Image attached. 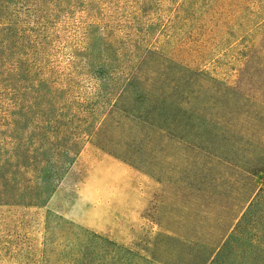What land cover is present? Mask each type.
<instances>
[{"label": "rangeland", "instance_id": "1", "mask_svg": "<svg viewBox=\"0 0 264 264\" xmlns=\"http://www.w3.org/2000/svg\"><path fill=\"white\" fill-rule=\"evenodd\" d=\"M126 1L0 0L1 23L35 19L40 5L54 10L58 22L33 55L32 76L8 71L13 57L21 55L0 33V185L10 172L26 177L41 167L29 168L18 148L28 150L32 141L46 138L64 145L73 134L84 138L93 121L84 113L98 95L82 70L72 74V49L86 44L78 42L76 29L99 14L97 9L127 6ZM162 3L150 1L149 8L160 12ZM153 45L166 57L147 55L120 103L141 89L148 93L146 104L160 99L191 110L185 123L208 147L186 145L113 112L88 138L46 204H0V264H196L195 257H204L224 229L208 264H264V173L257 174L258 187L245 201L253 181L242 169L246 160L258 165L264 146V0H180ZM81 54L77 67L88 58ZM40 77L51 84L77 78L55 96L49 84L37 83ZM58 108L63 112L57 117ZM215 150L237 164L220 163ZM105 156L118 159L129 174L122 177L107 164L87 185ZM109 182L112 195L104 190ZM99 185L103 192L96 194Z\"/></svg>", "mask_w": 264, "mask_h": 264}, {"label": "trees", "instance_id": "2", "mask_svg": "<svg viewBox=\"0 0 264 264\" xmlns=\"http://www.w3.org/2000/svg\"><path fill=\"white\" fill-rule=\"evenodd\" d=\"M40 1L38 0L39 3ZM150 1L152 3L160 1L164 3L165 1L166 5L162 3V11L154 13V8H149ZM179 1L127 0V6L116 7L117 10L114 7L97 9L96 11H100L99 14L93 15L91 19L79 22L78 25H82L76 29V33L79 34L77 40L82 43L86 42V44L84 46L80 44L73 47L70 65L74 67L72 74L82 70L81 74L90 78L89 83L91 84V81L92 83L94 82L93 87L96 88L95 93L98 96L96 100L95 96L92 97V100L89 102L92 107L89 108L87 113H84L89 117L86 121L93 120L92 125L86 134L84 132V138L81 139V135L76 136L73 134V137L70 138V141L66 145L46 138L41 143H36V141L31 142L30 140L29 142L32 145L29 146L28 150H26V147H22L20 150L18 148L17 151L24 155L27 164L30 166L29 168H32L31 166L36 164L41 165V167L33 175H27L26 177L21 175L20 172H10L7 179L3 183L1 182L0 185V204H46L68 173L88 138L92 136L106 119L112 117L115 111L123 114L127 119L148 124L159 133L167 132L176 136V139L178 137L186 145L192 144L195 147H208L210 143L202 141V137L196 135V137H192L194 135V128L189 126V123H185L190 122V118L194 115V113H190L191 110L188 111L190 114L187 115L188 112L182 111L179 106H173V104L170 106L164 101L160 102V99H156L154 104H146L148 93L141 89H137L132 93L129 92V96L127 94L123 98L125 103H120V100L124 97L123 95L128 93V89L130 90V86L136 80V73H138L146 56L151 54L161 58L166 57L163 51L155 49L153 42L155 36L160 33L165 18H170L174 5H177ZM35 10L37 12V15L34 17L35 19L31 18L29 21L24 22H0V33L3 32L2 34L7 40H12L13 47L21 55L19 59L13 57L12 62L9 63L11 66L7 69L10 72L13 71V74L25 70L27 76H32L35 72L33 55L44 44H47L52 36L50 30L58 25V22L53 18L54 10H45L42 5L36 7ZM124 10L127 12L126 15L120 13L121 11L124 12ZM111 11L114 13V18L110 15ZM118 12L119 14L117 15ZM81 52L80 57H86L87 55L88 58H83L86 61H81L83 63L82 67H77V63L75 65L76 55ZM175 66H182L193 71L180 62H176ZM11 77V75H8L6 81L8 82ZM76 78L72 77L67 81L62 79L60 82L51 84L48 83L49 80L45 77H40L37 83L40 85L49 84L48 89L56 96L57 93L65 90L66 83L69 82L70 84V82L76 81ZM34 82L36 83V79ZM174 88H178L177 85ZM240 93L245 96L242 91ZM164 94L160 92V96L158 97L161 98ZM248 98L251 99L252 97ZM252 101L254 104L259 105L256 97L252 98ZM62 112L63 110L58 108L55 115L58 117ZM259 113L260 111L255 115L256 120H259ZM75 129L76 127H74ZM225 135L231 138L233 136L229 131ZM196 138L200 141L195 140ZM213 141H211V144L215 145ZM260 148L262 152L258 155V165L251 167L246 160L242 166L244 175L250 179L252 178L253 181L247 200L245 201L249 200L258 187L257 174L264 173V146L260 145ZM215 151L217 152L216 157L218 161H222L220 163L226 164L232 162L237 164V159L218 150ZM109 153L115 155L112 151H109ZM28 172L26 174H30ZM224 234L225 229L221 233L220 239L212 244L204 257L198 253L199 255L195 257L196 264L209 263L216 249L219 247ZM222 248L212 259V262L218 259L217 257L222 252Z\"/></svg>", "mask_w": 264, "mask_h": 264}, {"label": "crops", "instance_id": "3", "mask_svg": "<svg viewBox=\"0 0 264 264\" xmlns=\"http://www.w3.org/2000/svg\"><path fill=\"white\" fill-rule=\"evenodd\" d=\"M107 164L113 165L115 168H119V170H120L119 174L122 177L125 176L126 174L127 175L129 174V170L126 169V167H124L125 165H123V163L120 162L118 159H116L114 157H110V156H107V157L105 156V157L99 159L96 162V164L94 165L93 169L91 170V174L89 176V180H88V182L86 184L88 185V184H91L93 182L95 183V181H97V179H96L97 175L99 174V172H101V169H103ZM108 173H110V172H108ZM128 178L129 177H125V179H128ZM109 179H110V177H109ZM110 182H109V184H106V186L104 185V190L106 189V192L111 193V195H112V194H114L113 192L115 191V187ZM119 188H118V190L120 191ZM101 192H103V191H102V188L99 185V186H97L95 188V193L98 194V193H101ZM99 231H101V230H99Z\"/></svg>", "mask_w": 264, "mask_h": 264}]
</instances>
